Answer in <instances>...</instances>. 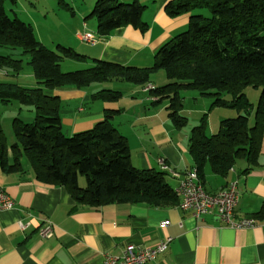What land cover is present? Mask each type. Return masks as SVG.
Instances as JSON below:
<instances>
[{
    "label": "trees",
    "instance_id": "16d2710c",
    "mask_svg": "<svg viewBox=\"0 0 264 264\" xmlns=\"http://www.w3.org/2000/svg\"><path fill=\"white\" fill-rule=\"evenodd\" d=\"M17 5V0H11ZM6 0H0V47L22 51L28 56L36 88L16 83H0V103L17 101L35 113L33 123L13 121L18 140L8 146L0 127V169L5 174L25 173L22 158L29 161L35 180L45 186L66 187L80 206L100 208L113 204H144L165 208L179 206L174 180L161 170H138L131 163L127 139L114 125L120 111L105 110L104 119L90 130L71 137L63 131L59 96L48 95L63 87L89 88L95 84L120 81L147 88L152 76L165 71L170 83L150 89L153 106L168 103L169 119L178 129L188 124L182 115L183 92L198 91L214 99L211 108H229L238 116L224 120L219 131L207 135L206 117L192 129L189 153L200 181L209 165L213 173L226 178L239 161L258 164L264 141V0H171L165 12L171 18L189 15L187 31L162 46L153 66L136 68L92 60L89 69L62 73L61 63H86L89 58L71 48L58 45L52 51L36 37L34 27L15 13L7 14ZM63 8H68L63 4ZM146 8L137 1L97 0L89 16L98 24V33L108 37L115 30L132 28L145 34ZM207 14V15H206ZM23 60L0 57V72H23ZM248 87L261 89L251 123L253 105L244 94ZM230 95L231 100L225 99ZM122 93L102 90L91 101L117 103ZM10 156L13 158L10 161ZM249 169L245 171L247 173ZM86 179V186L80 183ZM264 220V204L255 216Z\"/></svg>",
    "mask_w": 264,
    "mask_h": 264
},
{
    "label": "crops",
    "instance_id": "0c3cea01",
    "mask_svg": "<svg viewBox=\"0 0 264 264\" xmlns=\"http://www.w3.org/2000/svg\"><path fill=\"white\" fill-rule=\"evenodd\" d=\"M118 1L123 4L137 1L146 8L143 21L149 26L148 32L142 34L132 28H121L108 37L103 36L100 44L89 46L80 36L86 31L99 34L97 21L88 22L97 0H80V8L72 3L73 0L71 5L59 0V6L69 11L72 20L77 22L73 34L79 44L73 50L89 58L86 63L76 62L83 64L76 67L89 69L93 66L92 60L136 68L151 67L157 51L188 27L189 15L171 18L165 12L171 0ZM63 4L71 11L63 8ZM34 30L38 36L35 27ZM24 77L28 79L22 81ZM15 79L19 82L16 84L24 88L37 87L33 72L21 73ZM117 83L100 86L101 89L94 91L90 87H63L47 92L60 97L65 135L71 137L90 130L104 119L105 110H118L120 115L114 119V125L128 141L135 169L159 171V160H164L180 178L193 169L189 153L192 130L183 132L176 128L169 119L168 103L164 107L165 103L153 106L144 87ZM150 86L159 87L155 81H151ZM102 90L120 92L123 98L117 103L91 101V96ZM207 135L212 136L208 130ZM23 164V174H5L0 169V188L15 202L12 210L0 211V264H104V255L114 250L129 245L151 247L168 239H171L168 250L148 264H264V220L255 218L264 204V141L256 166L239 161L228 177L222 178L208 165L202 180L207 192L212 194L238 182L240 202L236 219L257 221L254 228L241 230L223 225L216 214L197 220L191 213L181 211L178 205L165 208L144 204L80 206L66 187L37 182L30 166ZM172 182L176 187L178 180ZM20 222L28 228L21 230ZM48 222L53 225L52 236L43 238L41 230Z\"/></svg>",
    "mask_w": 264,
    "mask_h": 264
},
{
    "label": "rangeland",
    "instance_id": "374dc122",
    "mask_svg": "<svg viewBox=\"0 0 264 264\" xmlns=\"http://www.w3.org/2000/svg\"><path fill=\"white\" fill-rule=\"evenodd\" d=\"M69 5H71L72 0H63ZM71 1V2H70ZM17 5H12L11 0H6L5 6L7 14L9 17H13L16 12L18 17L27 23H33L36 28L38 40L48 49L54 51L58 45L66 48L74 49L79 41H77L74 34L77 22L72 20L69 11L62 9L59 6V0H49V2H43V0H17ZM30 3L36 4V7L31 6ZM74 5L80 8V0H73ZM29 13V14H28ZM207 15V14H206ZM89 23H96L95 19H90ZM188 28V27H187ZM187 28L182 30L180 33L187 31ZM74 33V34H73ZM73 47V48H72ZM3 56H13L15 59L23 60V75L30 74L32 72L31 67L28 65L30 58L28 56H22V51L12 50L10 48L0 47V57ZM64 62V63H63ZM61 63L62 73H70L84 70V68H78L83 66L81 63H76L77 61L64 60ZM92 64V63H90ZM78 66V67H76ZM92 66V65H91ZM90 66V67H91ZM9 74H7V73ZM28 79L27 77L22 78V81ZM21 81V82H22ZM151 81L158 83L159 87L165 86L170 83L165 71H159L155 73ZM36 82V80L34 81ZM115 82V83H114ZM0 83H19L11 71H5V73H0ZM125 83V82H124ZM113 84H118L117 81L106 82L103 84H95L90 88L91 91L96 89H101L100 86H114ZM134 86V85H131ZM261 89H255L254 87H248L244 90V94L247 95L251 104L253 105V110L251 114V123H254V116L259 103ZM184 98V110L182 115L188 119V124L182 130L183 132L191 131L193 128L199 126L202 120L206 117V128L208 134L214 135L219 131L220 125L224 120L233 119L238 116V113L234 109L229 108H211L214 102L213 98L202 97L198 91H186L182 93ZM197 98V100H194ZM225 99L231 100L230 95H225ZM153 102V100H150ZM167 105L165 103L163 107ZM204 110L205 112H201ZM15 119H20L25 123H33L35 120V113L30 111V108L21 106L17 101H13L11 104L3 105L0 103V127L2 129L3 135L8 146H12L17 143L18 140L15 136L13 129V121ZM214 131V132H213ZM22 162L29 165V161L24 157ZM80 183L85 187L86 179L81 177ZM174 186V183L171 181Z\"/></svg>",
    "mask_w": 264,
    "mask_h": 264
},
{
    "label": "built area",
    "instance_id": "2783aa9c",
    "mask_svg": "<svg viewBox=\"0 0 264 264\" xmlns=\"http://www.w3.org/2000/svg\"><path fill=\"white\" fill-rule=\"evenodd\" d=\"M80 39L89 46H96L104 40V37L100 34L86 31L80 36ZM150 89H152L151 86L145 88L146 91ZM151 100L154 101L155 99L152 98ZM159 165L161 171L178 180L175 188L180 190L184 196V208L181 211L191 213L197 220L216 214L223 225L235 230L254 228L252 226L243 227L242 222H237L232 217V208H235V204L240 202L238 182H232L226 189L217 194L211 193V196H203L204 185H197V178L199 177H193V170L195 169L186 171L180 178L178 173L168 167L164 160H159ZM14 206L15 202L12 198L0 188V211L12 210ZM19 227L24 231L28 228V225L20 222ZM52 232L53 225L48 222L46 227L41 230V235L43 238H49L52 236ZM170 243L171 239L145 248H136L129 245L105 254L104 264L152 263L168 250Z\"/></svg>",
    "mask_w": 264,
    "mask_h": 264
},
{
    "label": "bare ground",
    "instance_id": "6f19581e",
    "mask_svg": "<svg viewBox=\"0 0 264 264\" xmlns=\"http://www.w3.org/2000/svg\"><path fill=\"white\" fill-rule=\"evenodd\" d=\"M193 177H199L197 170H193ZM197 185H203L199 178H197ZM175 194L180 200L179 208L180 210H183L184 208V196L182 192L175 188ZM203 196H211V193L207 192L205 187H203ZM239 206V203L235 204V208H232V217L235 218V221L242 222L243 227H255L257 221L254 218H242V219H236V210Z\"/></svg>",
    "mask_w": 264,
    "mask_h": 264
}]
</instances>
